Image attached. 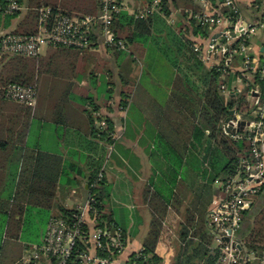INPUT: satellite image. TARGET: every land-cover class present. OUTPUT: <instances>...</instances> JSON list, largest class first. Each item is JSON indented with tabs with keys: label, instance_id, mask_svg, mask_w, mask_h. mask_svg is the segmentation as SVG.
I'll return each mask as SVG.
<instances>
[{
	"label": "crops",
	"instance_id": "0c3cea01",
	"mask_svg": "<svg viewBox=\"0 0 264 264\" xmlns=\"http://www.w3.org/2000/svg\"><path fill=\"white\" fill-rule=\"evenodd\" d=\"M20 1L22 10L14 18L0 17V39L14 33L37 7H51L71 17L96 16L101 11L100 0ZM121 1L124 13L133 17L156 0ZM236 2L247 23L264 22V0ZM168 6L169 15L161 10L148 20L151 36L136 51L127 47L126 52H117L96 45L77 54L46 48L40 56L45 68L37 79L34 109L0 96V262L4 250L8 248L9 253L14 243L20 244V258L13 264L20 263L27 250L41 245L48 222L58 218L61 209L76 211L83 206L89 180L98 174H103L111 189L106 213L127 238L119 263L142 252L149 238L155 214L149 203L151 195L169 199L168 211L176 215L172 223L163 222L173 236L164 264H172L180 250V233L193 210L197 189L204 195L203 212L209 216L220 195L213 198L220 183L214 179V162L219 158L216 150L206 153V161L204 153L201 163H175L177 157L162 137L173 130L165 126L168 119H177L172 108L176 78H184L202 93L196 72L199 66L214 68L213 63H201L192 46L206 47L224 26L208 29L207 38H203L196 33L197 23L194 27L188 17L191 12H200L194 0H169ZM249 46L256 62L264 65V28L251 37ZM234 69L237 74L231 73L228 90L237 92L231 96L237 97L249 87L247 102L255 107L262 104L261 94L253 92V80L239 81L240 57ZM123 102L126 108L120 106ZM92 104L98 113L93 112ZM97 114L112 122L117 137L113 144L94 134L100 121ZM191 144L188 154L193 152ZM34 180L56 186L50 210L29 204Z\"/></svg>",
	"mask_w": 264,
	"mask_h": 264
},
{
	"label": "built area",
	"instance_id": "2783aa9c",
	"mask_svg": "<svg viewBox=\"0 0 264 264\" xmlns=\"http://www.w3.org/2000/svg\"><path fill=\"white\" fill-rule=\"evenodd\" d=\"M6 1V7L0 6L1 14L14 15L22 10L20 0ZM194 1L200 7V12H191L188 17L197 25L211 31L224 26L206 47L202 48L198 44L192 46V52L198 60L203 64L213 63V67H219V71L226 76L237 74L234 68L240 57V82L253 80L258 73L261 74V80H264V65L260 66L256 62L249 46L251 37L264 28V22L247 23L236 0H223L219 9L213 7L211 0ZM161 2L156 0L135 14V17L153 16L161 10ZM100 4L98 15L84 17H70L51 7L42 8L38 33L34 36L14 33L4 35L0 39V57L39 59L43 47L85 52L100 45L106 50L126 52V43L117 39L113 31L115 19L124 12L122 1L100 0ZM221 9L230 10V14L223 15ZM222 90L226 96L237 92H230L224 86ZM253 92L261 94L260 87L256 85ZM4 98L34 109L37 105V89L35 86L9 85L5 89ZM232 111H236L235 114L229 115V121L226 122V119L222 124L223 133L234 142L247 140L251 145V154L250 158L240 161L238 174L233 179L227 184L219 183L221 193L210 211L208 225L214 234L216 249L221 253L217 264H264V250L256 257L245 249L243 241L238 237L243 212L251 208L264 184V104L256 105L251 112L253 120H245L237 109ZM97 116L100 118L99 114ZM97 130L100 134L107 131L104 119L99 121ZM108 134L114 142L117 140L113 132ZM103 180V174H98L92 183H88V190L92 191ZM99 216L95 199L88 196L86 203L73 214L66 218H52L48 222L42 244L27 250L22 263L139 264L137 260L141 258V252L126 263H119L118 258L127 246L123 232L115 224L102 222L100 226ZM91 243L94 246L93 252ZM99 252L106 256H101Z\"/></svg>",
	"mask_w": 264,
	"mask_h": 264
},
{
	"label": "trees",
	"instance_id": "16d2710c",
	"mask_svg": "<svg viewBox=\"0 0 264 264\" xmlns=\"http://www.w3.org/2000/svg\"><path fill=\"white\" fill-rule=\"evenodd\" d=\"M149 1L150 3L153 2V0ZM173 1L175 2V0ZM211 1L213 7L219 9V5L223 0ZM168 5L169 0H162L161 10L166 15H169ZM0 6L3 8L6 7L7 1L0 0ZM41 9V7L32 9L14 34L21 36L36 35L39 30ZM221 12L223 15L230 14V10L228 9H221ZM17 14L18 13L14 15H3L0 13V17L6 16L7 19H12ZM152 17L153 16L146 18L130 17L123 12L115 19L113 31L117 39L124 41L127 47H131L136 51L139 47L138 45L148 41V38L151 36L149 31L151 23H149L148 20ZM192 22L195 27V21L192 20ZM197 26V28L195 27L196 33L203 38H207L208 28ZM189 44L191 45L192 42ZM57 50H60L59 52H63L61 50H72L77 54L84 53L66 48H59ZM0 59V96L3 99H5V89L9 85H20L23 87L35 86L37 89V79L45 68L44 61L41 58L31 59L4 56ZM199 67L200 70L196 73L201 83L202 93L199 92L198 88L190 86L184 78H176V88L172 94V108L177 119L170 118L166 123L163 122L165 126L168 124L167 126L173 128V130L167 131L168 134H164L162 138L177 157L176 160H174L175 163H201V158L204 153L205 156L203 159L206 161V153L208 154L216 150L219 158L214 162V179L216 178L220 184H227L238 174L240 161L250 158L251 145L247 140L238 142L232 141L223 133L222 124L228 118L230 111L234 109H237L238 114L242 115L245 120H253L251 112L255 109V106L247 102L250 90L249 87L237 97H235V95L226 96L224 94L222 87L224 86L227 90L230 88L233 80L231 73L224 76L219 71V67H214L212 69L202 68V66ZM246 82L247 81H245V83ZM252 84L260 87L261 102L264 104V80H261L260 73L254 76ZM131 92H133V89H131L129 94H131ZM91 106L93 112L98 113V108L94 104ZM120 106L126 108L127 103L123 102ZM101 119L102 118H99V120ZM105 121L107 124V131L100 134L99 130L96 129L94 134H96L99 140L110 145L114 143V141L109 138L108 134L113 132V124L108 119H105ZM191 141L193 152L192 154H188ZM187 154V161H185ZM187 171L188 170H185V173ZM189 174L193 176V173ZM94 178H90L89 183H92ZM55 189L56 186L53 183L34 180L30 189L29 204L50 210L53 207ZM179 190L182 191L181 185L179 186ZM110 192L111 189L106 185L105 180L98 183L97 187L92 191L88 190L90 194L88 196L93 197L96 201V207L100 213V226H102V222L115 224L112 217L106 213V203L110 198ZM220 193V190L215 191L213 198L214 196L217 197ZM202 196L204 197L201 191H199V189L196 190L192 204L193 210L187 215V225H185L180 233V250L172 264L218 263L221 253L219 249L213 248L214 234L208 225V217L203 212V210H206V207L201 201ZM209 198L210 200L208 201ZM149 199V203L151 207L154 208L155 214L153 215L149 238L141 252V258L137 260V262L139 264H164L165 250L167 249V244L170 245L172 243L173 236L170 232V227L163 226V222L166 221L167 224L172 223L176 220V215L168 211L169 199L165 201V199L157 194L151 195ZM206 201H208V203L211 202L210 195L207 197ZM74 212L75 211L61 209L59 217L66 218ZM239 232L241 235L239 239L243 241L245 249L249 253H254L256 257H259L264 250V184L261 192L254 198V203L251 208L243 212L242 224ZM123 235L126 240V235L124 233ZM103 243L106 244V241ZM1 251L2 249H0V252ZM99 254L101 256H106L103 252H99ZM135 257L136 255L134 254L130 259ZM0 264H2V262H0Z\"/></svg>",
	"mask_w": 264,
	"mask_h": 264
},
{
	"label": "rangeland",
	"instance_id": "374dc122",
	"mask_svg": "<svg viewBox=\"0 0 264 264\" xmlns=\"http://www.w3.org/2000/svg\"><path fill=\"white\" fill-rule=\"evenodd\" d=\"M46 53V47H43L41 50V55H44ZM185 171V170H184ZM195 187L198 188V185L195 184ZM198 190V189H197ZM70 201V199H69ZM179 229L176 231V234L178 235ZM238 237L241 238L240 232L238 233ZM215 244V242H214ZM216 246V244H215ZM178 247H176V253H177ZM8 252V248L4 250V256L2 258V264H13L15 260H18L20 258V244L14 243V246L12 249H10V252ZM22 264V261L19 263Z\"/></svg>",
	"mask_w": 264,
	"mask_h": 264
},
{
	"label": "water",
	"instance_id": "95a60500",
	"mask_svg": "<svg viewBox=\"0 0 264 264\" xmlns=\"http://www.w3.org/2000/svg\"><path fill=\"white\" fill-rule=\"evenodd\" d=\"M235 112H236V111H231V112L229 113V115H230V116H232V115H234V114H235ZM229 119H230V118H229ZM229 119H227V120H226V122H228V121H229ZM242 126H244V123H242Z\"/></svg>",
	"mask_w": 264,
	"mask_h": 264
}]
</instances>
